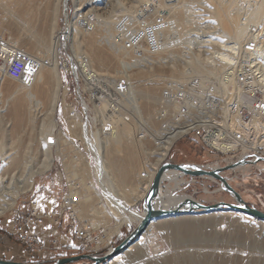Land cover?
Returning <instances> with one entry per match:
<instances>
[{
	"label": "bare ground",
	"instance_id": "bare-ground-1",
	"mask_svg": "<svg viewBox=\"0 0 264 264\" xmlns=\"http://www.w3.org/2000/svg\"><path fill=\"white\" fill-rule=\"evenodd\" d=\"M2 1L5 0H0V5L3 3ZM59 1L62 2V6L65 8L64 0H54V4H57ZM194 1L173 0L167 4L163 0H127V2L114 0V4L111 6L109 5L110 2L107 3L110 7L107 9V6L106 8H101L100 5L102 3L100 4V0H73L74 17L71 22H68L64 35L69 40V47L77 62L76 65L80 73L86 80L97 79L108 86L112 85L121 75L128 82L125 97L120 96L121 98L117 99L119 101L117 105L124 106L125 109L121 111L122 109L120 108L119 110L110 112L108 115V118L113 122L109 133H102L101 127L93 131L89 130L88 126L93 125V121H91L92 123L88 121L85 123L79 122L77 125L80 141L91 153L94 161L93 175L96 178V187L100 190L97 191L93 182L89 180L85 184L82 197L87 202L96 198L98 200L97 209L100 210L99 213L102 216H107L108 212L113 213L112 216L115 218L116 223L109 230L110 235L108 240L117 233L122 223L133 224L135 227L139 225L144 214L143 212L138 213L132 210L131 206L147 193L170 146L180 139L189 137L182 134L185 131L182 125L188 122L185 119V115L181 116L179 121L176 122L180 126H177L178 130L175 133L169 135L168 139L161 136L162 124L157 121V116L161 109L166 108V106L161 105V101L163 100L162 91L165 88L170 87L171 83H185L190 78L196 77L204 86L213 87L214 92L220 93L224 97V94L228 95L230 91L227 88L228 83L222 76L224 75V71L227 70V66L233 62V64H236L237 73L240 76H246L244 85L251 91L259 89L262 93L264 105V28L259 30L256 27L257 23L259 24V21L264 18V0H198L196 2L197 5H195ZM10 2L11 4L9 8L7 7V10H9V14L13 19V25L19 29L20 33L22 32L28 44L34 51L39 52L41 56H29L26 53L29 58L34 59L35 63H37V71L33 77L32 85L25 87L18 83L16 88L11 92L9 91L10 94L4 101L3 98L1 99L3 102H1L2 105L0 106V128L9 126V122L5 120V114H3V106L6 102L15 100V106L11 105L14 107H12V114L16 117L18 123H27L28 126L35 129L36 134L25 145L15 149L7 148V146L4 147L0 137V215L15 205L18 195L30 190L33 178L36 175L43 174L51 168L53 150L56 153H61L63 151L62 147H64L60 143V140H62L61 136L54 138L53 143L49 141L50 138L52 139V130L56 125L55 110L60 98L59 90L61 89L57 62L58 34L60 31L55 30L57 21L54 10L56 8H53L54 13L51 17L49 28L44 29L42 26L43 29L40 30L39 28L38 30L37 26L35 25V27L34 24L32 26L31 22L34 18L33 11L35 10L32 3L29 0H10ZM149 2H155L153 3L155 7L153 15L147 17V20L150 19V22H152L153 16L157 17L160 13H163L161 9L165 10V13H163L165 28L160 33L165 40V46L161 49V52L154 54L145 53L143 59L135 60L126 50L115 43L116 23L120 15H133L134 12H137L139 6L146 5ZM54 4L53 7H56L57 5L54 6ZM192 5L196 6V8H192ZM1 7L5 8L3 4ZM96 10L104 11L99 13ZM240 11L243 13H240ZM239 13L244 15L242 16L243 18L239 16ZM63 14H67L65 10ZM79 17L81 20L87 21L90 30H85L81 26ZM225 21L230 24L228 30L223 26V22L225 23ZM46 24L48 25L49 23L47 22ZM191 35L195 39L190 40L189 36ZM199 35H207L210 40L208 43L200 40V38H197ZM101 45L106 46L112 54L103 52L104 50H101ZM202 46L204 48L199 49ZM82 57L86 59L85 62ZM126 59L127 61L130 59L131 64H134L137 69L127 70L129 64L125 65ZM115 63L121 70L116 69L112 73L110 69H112ZM162 64H166L165 67L168 68L169 75H151L146 79L145 85L139 87L141 84H144V81L140 80L141 73L145 71L147 73L148 70L152 71L154 66H162ZM1 71H4L3 63H0ZM1 80L0 95L2 93ZM236 81L237 79L234 80V78L228 79V82H234V85ZM162 83H164V86L160 91L158 99L157 89ZM214 86H217V88ZM6 87L8 86L6 85ZM7 90L9 89L7 88ZM64 92L62 95H64ZM42 95H45L47 99L45 112H43L41 107L43 104V102L41 103ZM140 100L144 103L147 117L141 111ZM157 100L159 101L156 121L159 126L156 129L152 127H150L151 130L148 127L145 129L144 126H148L149 118L154 111ZM167 101L166 103H168ZM84 109L86 110V108ZM127 109L131 111L132 117L128 116L126 118L125 111ZM167 109L174 111L176 114L178 112V105L170 103L167 105ZM98 112L101 116L107 114L105 102L101 104ZM226 112H228L226 109L222 111V113H225V118L227 116ZM70 115L74 119L78 117L74 109H70ZM261 117L254 116L250 124L254 134V138L251 140V149H255L259 145L264 146V142L259 137L256 138V134L264 132V120H261ZM228 118L227 122L232 123L235 131L247 135L246 133L249 129L240 123L237 116L231 113ZM174 123L170 121L168 127H171ZM35 124H37V127H35ZM147 138L155 142L154 150L147 149L145 146H142L143 144L138 145L139 141L142 142V140H146ZM127 147H131L134 154H128L129 161L138 152L141 153V156H143L141 158L143 159L147 158L148 160L153 157L154 160L147 164L148 172L144 171L136 174L134 173L135 170L126 171L127 168L120 166L117 157L120 153L126 152L127 154V151H125ZM252 165L254 164L241 165L228 172L247 171ZM198 167L203 168L202 165ZM220 168L223 167L219 166L210 170ZM223 176L226 178L228 184L234 188L225 173ZM180 177H183L185 183L179 179ZM163 180L168 181L165 187ZM186 183L187 178L175 171H168L162 176L159 183V197L160 205L163 209H176L190 201L200 202L191 196L178 193L181 189L180 186L182 184L186 185ZM162 187L164 189H161ZM204 194L209 195L210 192L207 190ZM68 199L70 201H79V198L73 191L68 194ZM103 202L106 203L110 211H105ZM89 212L93 213L94 208L89 209ZM212 217H216L219 220L226 218L240 219L243 217V214H240V212H215ZM209 222L210 218L200 220L186 219L182 216H170L153 220L139 236L140 238L138 237L139 239L137 238L133 244L127 247V252L125 250L113 256V260L107 264L118 263L126 256L131 262L137 260L139 253H136L134 250L145 243L147 233H152L153 224H160L158 227L162 228L166 241L175 248V255L171 260L176 259L177 262L175 261L173 264H212L210 260H207L208 255L195 253L196 250L202 249L201 246H206L217 240V235H210L209 237L208 235L206 237L201 235L204 228L209 225ZM149 241L155 243L153 239ZM144 264L160 263L147 261ZM162 264H170V262L165 260Z\"/></svg>",
	"mask_w": 264,
	"mask_h": 264
},
{
	"label": "rangeland",
	"instance_id": "rangeland-1",
	"mask_svg": "<svg viewBox=\"0 0 264 264\" xmlns=\"http://www.w3.org/2000/svg\"><path fill=\"white\" fill-rule=\"evenodd\" d=\"M29 1L32 3L35 9L33 11L34 18L31 20L32 26L33 24L34 26L36 25L37 27L36 26L35 27L38 30L39 28L40 30H42L43 28L46 29L47 27L49 28L50 20L54 13L53 8L54 9L56 8L54 10L56 13V21H57V26L55 30L63 31L64 29V24H63L64 23V14H63L64 8H62L63 6H62L61 1H59L57 4H54V0H29ZM100 1H101L100 4L102 3L100 5L101 8L103 7L106 8L107 6V9H109L110 8L109 5L111 6L114 4L113 2L114 0H100ZM121 1L127 2V0H121ZM2 2L5 8H2V7L0 8L1 10L0 11V33H4L6 36L11 37L16 47L22 52H25V54L27 53L29 56L33 55V56L40 57L41 54H39V52L34 51V49L28 44L22 32L20 33L19 29L15 28V26L13 25L14 23L13 19L11 18L9 14V10H7L11 4L10 0H5ZM196 2H198V0L194 1L195 5H197ZM72 3H71V0H68L69 16H71ZM107 3H109V5H107ZM2 4L0 6H2ZM53 4L54 6L55 5L57 6L53 7ZM192 6H193L192 8L194 7L196 8V6L194 5ZM104 10H101V11L96 10V11L99 13H102V11ZM241 12L242 11H240V13ZM240 13H239V16L241 17L244 16ZM262 19L259 21L260 25L257 23V26H256L259 30L264 28V18ZM45 22L46 23L48 22L49 24L47 25ZM223 24H224L223 26L225 29L228 30L230 28L229 22L225 21V23L223 22ZM32 26L31 28H33ZM100 47H101V50H104L103 52L111 53V51H109L106 46L101 45ZM57 62H58V59H57ZM125 65L126 66L128 65L129 67V68L126 67L127 70L137 69L134 64H131L130 59L128 61L126 59ZM162 66L161 65L154 66V69H152V71L148 70L147 73L146 71L141 73L140 80L144 81L143 82L144 84H141L139 87H143V85H145V81H147L146 79L151 75L152 76H155V75L168 76L169 70L167 67H165L166 64L165 65L162 64ZM116 69L121 70V68H119V66L115 63L112 66V69H110V71L112 70V73H113L114 71H116ZM0 75L2 79V80L0 79L1 80V90H2V93L0 95V106H1L2 105L1 102H3L4 99L10 94L9 91L11 92L14 88H16L18 86V83L15 81H11L8 77H6L4 74V71H1ZM58 76H59L60 81L62 80L64 82H68L67 78L62 75V70L60 67H58ZM164 83H162V85H160L159 88L157 89L158 99L160 97V91L162 87L164 86ZM5 84L8 87H6ZM7 88L9 90H7ZM64 91H66V89L62 90L61 88L59 90L60 98L56 104V110H55L56 125L52 130V139L50 138L49 140L51 143H53L54 138H56L57 136H61L62 140H60V143L62 146L64 145V147L61 146L63 149L62 151L63 153L62 152L56 153L53 150V162H52L51 168L47 170L46 172H44L43 174L36 175L33 178V183H32L30 190H28L27 192L23 194L18 195L16 197L15 205L12 208L6 210L2 215H0V260L21 262V263H27V264H52L55 261L62 259V258H70L74 256H79V255H91L92 253L86 254L83 252H79L75 255L67 253L66 256L62 255L60 257H56V259L53 258L54 260H52V262H45V261L42 262L43 260L32 255V253L40 252L42 250L41 248L31 250L32 253L30 254L29 250H26V248L21 247L16 242V235L14 234L12 213H27L29 212L32 204L36 206L35 209L37 211H40L39 213H46L49 211V208L51 207H53V209L56 208L57 204L61 201V199L64 196L68 195V193H70L71 191H73L76 194V196L79 198V201L78 202L76 201L77 206L74 208V213L78 211V213H76L77 214L76 217L79 219V221H82V223L85 224L86 227L93 229V230L106 229L107 236L109 237L110 231H108L107 228L113 226L116 223L115 218L112 216L113 213L108 212L110 211V209L107 207L105 202H103V205L105 206L104 209L108 213H107V216H102V214L99 213L100 210L97 209L98 200L96 198H93L92 200L87 202L82 197L85 184H87L89 180L93 182L97 191H100V190L98 187H96V178H94V175H93L94 174V170H93L94 162H93L92 156L89 153V151L83 146L79 138V129L77 125L79 122H81L79 120H82V119L80 117V114L77 113L78 117L76 118L77 119L76 121V119L71 117L70 109L67 107L69 104L74 105L75 103L74 98H73L74 93H71L72 86L70 85V91H71L70 94L72 96L66 95L67 93ZM63 92H64V95H62ZM2 98H3V101H1ZM41 99H42L41 103L43 102L41 107H42L43 112H45V109L47 107L46 96L42 95ZM158 101L159 100H157V104H155L154 106V111L151 114L152 117L150 116L149 118L148 126L147 125L144 126L145 129H147V127L150 130H151L150 127L156 129L159 126L158 122L156 121ZM11 102L12 103L14 102V104H12ZM6 103L8 104V106ZM6 103L3 106V111H4L3 114H5V120L9 122V126L6 128L4 127L0 128V137L3 142L4 147L7 146V148H14V149L20 148L23 145H25L29 140H32V138H34L36 134L35 129H33L31 126H28L27 123H24V122L18 123V120L16 119V117L12 114V110L14 108L13 106H15V100L8 101ZM140 108L143 114L145 115V117H147L145 110H144V103L142 100H140ZM77 110L78 112L80 111L79 106H77ZM35 127H37V124H35ZM146 134L148 133L146 132ZM64 142L67 143L68 146L67 144L65 145ZM159 142H160V138H159ZM154 143L155 142L152 141L150 138H147L146 140H142V142L139 141L138 145L143 144L142 146H145L147 149L154 150L155 148ZM128 145L130 144L128 143ZM132 150L133 149H131V147H127V150H125L127 151V154L125 152V153H120L118 155L117 160L120 162V166L127 168L126 171L135 170L134 173L136 174H139L144 171L148 172L147 164L154 160L153 157L148 160L146 157H145L146 159H143L141 158L143 157L141 156V153L138 152L132 158V160L129 161L128 154L129 153L133 154ZM244 158H248V157H244ZM249 159L254 160V158L251 156L249 157ZM209 160L210 159L204 156L202 149L198 146V144L194 142L190 137H187V138L178 140L176 143L170 146L167 152V155L163 159L161 164L165 162H171L174 164H194V165L199 166V165H204L206 161H209ZM258 163H263V164L259 165V167L258 166L249 167L247 171H243V172H231V173L227 172L225 173V175L228 178V180L231 182V185L234 187L233 189L241 197H243L242 199L245 203L252 205L254 208L264 213V166H263L264 162H258ZM42 179H44V181L38 184V182ZM179 179L184 181L183 177H180ZM163 182H164L163 185L165 187L168 181L163 180ZM200 182H201L200 184H195L192 186H189V185L186 186L182 184L180 186L181 189L180 191H178V193L191 196L195 200L200 201L201 203L205 205H212V204H216L219 202L235 203L234 199L230 195L220 190L221 188L219 187L218 183L216 184L215 182H211L207 180H204V181L200 180ZM164 187H162L161 189H164ZM204 187L206 189H204L203 191ZM207 190L210 192L209 195L204 194V192ZM85 202L88 204L85 205L84 204ZM141 205H142V201L141 200L137 201L131 206V209L134 211H137L138 213H141L142 212ZM91 208H94L93 213L89 212V209ZM213 214L215 213L182 216L183 218H186V219L204 220L206 218L207 219L210 218L209 225L204 228L201 235L203 237H206L207 235L208 237L210 235L211 236L217 235L216 242L214 241V242L209 243L206 246L205 245L201 246L202 249L196 250L195 253L199 255H205V254L208 255L207 260H210L212 264H264V222L256 220L245 214H243V217H241L240 219H227L226 218L223 220H219L216 217H212ZM158 226H160V224H153L152 233L150 232L147 233L145 237V243L138 246V249L134 250L136 253H139L138 255L139 258L137 260L131 262L130 260L127 259V256H126L122 260L123 262L120 261L118 263H113V264H130V263L131 264L132 263L133 264H144L147 261H154V262L162 264V262H164L165 260L170 262V264H173V262L175 261L177 262L176 259L171 260L173 256L175 255V248L172 247L170 244H168V242L166 241L164 237L162 228ZM91 227H94V228H91ZM134 228H135V225L133 224L122 223L118 233L114 234L112 236L113 238L111 237L112 238L111 247L113 248L117 246L118 244H120L124 240V238L127 237L132 232ZM151 239H153L155 243H153L152 241H149ZM209 246L210 248H208ZM125 252H127V250ZM105 253L107 254V251L101 249L100 253L96 255L94 254V256H103ZM112 258L113 257L109 258L102 264L109 263L111 260H113ZM76 264H92V262L81 261ZM174 264H177V263H174Z\"/></svg>",
	"mask_w": 264,
	"mask_h": 264
},
{
	"label": "built area",
	"instance_id": "built-area-1",
	"mask_svg": "<svg viewBox=\"0 0 264 264\" xmlns=\"http://www.w3.org/2000/svg\"><path fill=\"white\" fill-rule=\"evenodd\" d=\"M64 1L65 8H63L67 14H64V29L58 34L57 59L58 67L62 70V75L68 80V82L61 80V88L62 90L66 89V95L72 96L70 94L71 85V93H74L73 98L75 103L74 105L69 104L70 106L68 105L67 107L75 109L76 113L80 114L82 119L80 121L82 123L93 121V125L88 126L89 130L93 131L101 127L102 133L107 134L113 126V122L108 118L109 113L120 108L122 109L121 111L125 109L124 106L117 105L119 102L117 99L120 96L125 97L128 82L121 75L112 85L108 86L97 79L86 80L80 73L76 65L77 62L69 47V40L64 35L68 22H71L74 17L73 0H71V16L68 13V0ZM163 1L169 4L173 0ZM153 3L155 2L139 6L137 12H134L133 15H120L119 19H117L114 41L135 60L143 59L145 53L154 54L161 52V49L165 46V40L160 35L165 28L163 22L165 10L161 9L163 13H160L157 17L153 16L152 22H150V19L147 20V17L154 13L153 9L155 7ZM79 20H81L80 17ZM80 24L85 30H90L87 21L82 19ZM197 38L207 43L210 40L207 35H199ZM189 39L193 40L195 38L191 35ZM203 48L202 46L199 49ZM82 59L84 62L86 61L84 57ZM0 63L4 64V74L6 77L25 87L32 85L33 77L37 71V63H35L34 59L29 58L24 52L20 51L11 37L6 36L4 33H0ZM235 65L232 62L227 66V70L224 71V75L222 76L228 83L227 88L230 91V94H224V97L220 93L214 92L213 87L204 86L196 77L190 78L185 83H171L170 87L162 91L163 100L161 101V105L166 106V108L161 109L157 116V121L162 124L161 136L168 139L169 135L175 133L178 130L177 126H180L176 122L179 121L181 116L185 115V119L188 122L182 125V128L185 129L182 134L183 136L191 137L202 149L204 156L210 159L202 165L206 170L231 165L244 157L264 158V146L259 145L257 148L251 149V140L254 138V134L250 125L254 116H262L261 120H264L263 96L259 89L251 91L244 85L246 76H240L237 73ZM230 78L237 79L235 85V81L232 83L228 82ZM214 87L217 88V86ZM103 102L107 106V114L101 116L98 111ZM170 103L178 105V112L176 114L174 111L167 109V105ZM77 106L80 107L79 112ZM225 109L228 111L226 112V118L224 117L225 113H222ZM237 110L238 112L236 113ZM125 113L126 118L132 115L129 109ZM231 113L237 116L240 123L249 129L246 133L247 135L235 131L232 123L227 122L228 116ZM170 121L175 123L171 127H168ZM258 137L264 142V132L256 134V138ZM259 164L263 163L250 167H256ZM186 178V186L200 184L202 182L200 180H207L217 184L215 180L208 177ZM204 189L206 188L204 187L203 191ZM76 206L77 202L74 200L70 201L68 195H66L57 204L56 208L44 214H40L35 209L34 204L31 205L27 213H12L16 242L29 251L37 248L42 249L43 241L34 230L49 226L53 227L54 231H59V227L64 222L66 239L70 244L64 246L60 245L55 239L51 240L48 247L52 251L54 259L62 255L66 256L67 253L75 255L83 252L96 255L100 253L101 249L109 253L112 248L111 242L113 237L108 240L106 229L93 230L86 227L74 213Z\"/></svg>",
	"mask_w": 264,
	"mask_h": 264
},
{
	"label": "water",
	"instance_id": "water-1",
	"mask_svg": "<svg viewBox=\"0 0 264 264\" xmlns=\"http://www.w3.org/2000/svg\"><path fill=\"white\" fill-rule=\"evenodd\" d=\"M253 158L254 160L242 158L232 165L216 170H204L202 167L192 164H174L171 162H165L161 164L150 184L147 193L141 199V209L144 214L141 222L127 237L124 238L120 244L111 248V251L103 256L79 255L70 258H62L52 264H76L81 261H90L92 264H102L109 258L124 252L127 247L133 244L145 231L146 227L151 221L170 216H191L195 214H212L215 212H240L256 220L264 222V213L260 210H257L252 205L245 203L241 196L228 184L226 178L223 176L224 173L231 171L238 166L264 162V158ZM168 171H175L186 177H209L217 181L221 190L230 195L234 199L235 203L219 202L212 205H205L200 202L190 201L176 209H163L160 205L159 183L162 176ZM0 264L27 263L0 260Z\"/></svg>",
	"mask_w": 264,
	"mask_h": 264
},
{
	"label": "crops",
	"instance_id": "crops-1",
	"mask_svg": "<svg viewBox=\"0 0 264 264\" xmlns=\"http://www.w3.org/2000/svg\"><path fill=\"white\" fill-rule=\"evenodd\" d=\"M43 181H44V179L40 180L38 182V184L42 183ZM140 200H138V201H140ZM86 204H88V203L85 202V205ZM51 209H53V207L49 208V210H51ZM38 212H40V211H38ZM40 214H44V213H40ZM111 227L108 228V231L110 230ZM34 231H35V233L38 234L39 238L43 241V245H42L43 248H42V250L40 252L32 253L30 251V254L32 253L33 256H35L37 258H40L41 260H43L42 262H44V261L45 262H50V261L54 260L53 256H52V251L48 247L49 246V242L51 240L55 239V240L58 241V243L60 245H64V246H68L70 244L69 241H67V239H66L65 223L64 222L59 227V231H54V228L53 227L51 228L49 226L48 227H44L42 229H37V230H34ZM118 231H117V233H118Z\"/></svg>",
	"mask_w": 264,
	"mask_h": 264
},
{
	"label": "snow or ice",
	"instance_id": "snow-or-ice-1",
	"mask_svg": "<svg viewBox=\"0 0 264 264\" xmlns=\"http://www.w3.org/2000/svg\"><path fill=\"white\" fill-rule=\"evenodd\" d=\"M29 71H31V69H29Z\"/></svg>",
	"mask_w": 264,
	"mask_h": 264
},
{
	"label": "trees",
	"instance_id": "trees-1",
	"mask_svg": "<svg viewBox=\"0 0 264 264\" xmlns=\"http://www.w3.org/2000/svg\"><path fill=\"white\" fill-rule=\"evenodd\" d=\"M50 262H52V261H50Z\"/></svg>",
	"mask_w": 264,
	"mask_h": 264
}]
</instances>
